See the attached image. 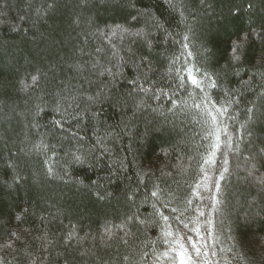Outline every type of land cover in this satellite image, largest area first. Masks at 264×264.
<instances>
[{
  "label": "trees",
  "instance_id": "16d2710c",
  "mask_svg": "<svg viewBox=\"0 0 264 264\" xmlns=\"http://www.w3.org/2000/svg\"><path fill=\"white\" fill-rule=\"evenodd\" d=\"M178 7L183 18L164 0H139L136 9L149 15L132 24L137 13L128 0H0L4 264H167L157 261L167 248L158 229L137 220L127 224L128 235L116 227L129 216L150 218L157 184L166 215L187 208V222L199 208L214 220L208 264H264V40L251 34L264 31V0H179ZM117 25L144 36H113ZM244 32L242 58L232 62L231 44ZM185 34L191 63L218 84L208 89L212 98L237 102L230 127L240 131L215 165L203 164L204 124L189 98L198 90H177L171 71ZM41 143L47 148L37 149ZM198 183L219 203L193 197ZM13 232L19 240L3 247Z\"/></svg>",
  "mask_w": 264,
  "mask_h": 264
},
{
  "label": "snow or ice",
  "instance_id": "6c2138e0",
  "mask_svg": "<svg viewBox=\"0 0 264 264\" xmlns=\"http://www.w3.org/2000/svg\"><path fill=\"white\" fill-rule=\"evenodd\" d=\"M137 2H139V0H128V6L137 13V15H131L130 22L132 24L138 23L140 16L149 15V10L136 9ZM164 2L170 9L178 12L180 17L183 18V11L178 7L179 0H164ZM248 7L252 8L253 5L250 3ZM237 15H239L238 10ZM156 26L162 30L164 29V25L159 21L156 22ZM117 32H119L121 35L133 36L137 38H143L144 36L142 30L132 31L130 28L124 27L122 25H117L116 28L111 30V34L113 36H115ZM251 34L257 39L264 40V31L258 32L257 30L253 29ZM248 37L249 33L244 32L236 41L232 42L230 53V60L232 62H239L241 60L244 44L248 41ZM190 42L191 38L187 34H185L182 37V40L179 41L184 51L180 56L174 58L171 71L175 73L174 78L177 81V90L183 89L185 93H188L189 85L194 91L198 90L196 98L191 97L190 94L189 98L193 99L191 107L196 110L197 115L201 116L204 124V128L202 129V140L204 141V144L202 146L204 148V154L206 155V158L203 160V164L215 165V158L217 154H223L224 148H231L234 143L233 137L238 131H240L239 129L230 127V122L235 121L233 105L237 102L234 98H230L228 95L225 96L223 103H220L218 99L212 98L208 92V89H216L218 84L216 80L208 76L207 73L201 72V70L196 67L195 64L191 63L193 52L190 49ZM181 61V66L176 67V63ZM105 71H107V69H105ZM201 77L207 78L208 83L205 84ZM32 80L35 82L37 77L32 76ZM132 83L135 84L140 89V91L145 94H147L149 91V89L144 88L143 85L137 84L136 81H133ZM153 92H158L160 96H167L170 102L177 107L187 105V101H180L178 97L177 99L173 100V94L167 92L164 89H153ZM56 111H61L59 105L57 106ZM246 111L248 113H253L255 111V106L247 108ZM54 123L58 125L60 121L57 120L54 121ZM243 128L244 126L241 125V129ZM36 148L46 149L47 145L41 143L40 145H36ZM75 159L77 162H81L79 157H76ZM225 163H227V161H225ZM48 171L49 174H53L52 168H49ZM201 171L205 177L208 176V172L204 170L203 166H201ZM226 171L227 169H224L222 172H220V180L224 179L223 172ZM19 179L20 178L18 176L14 177L15 181H18ZM200 187L201 185L198 183L196 188L192 190L193 197L201 202H203L205 199H210L213 205L219 203L216 195H211L208 197L203 196L199 191ZM204 187L206 188L207 185H204ZM213 187L218 192L221 186L219 182L216 181L214 182ZM162 195L163 190L161 189L160 185H155V190L150 192V197L152 200L150 218L141 220L138 215L129 216L126 217V219L116 227L122 231H125L127 224L130 221L137 220L141 224H148L154 229H158L160 233L159 239L163 245L167 246V248L163 253H160L159 256H157V261H159L162 257L167 262V264H208L209 242L213 235L212 230L215 228L214 220L209 219L206 212L199 208L194 209L196 213L195 218H187V222H185L186 213L188 212L187 208H185V211L180 214H177L178 210L176 208H172L170 211L173 215H166L165 210L169 209V205L162 202ZM100 198L103 199V197ZM148 199L149 197L146 196L145 201L147 202ZM186 203L188 206H191L193 204V200L188 199ZM177 225L182 227H178ZM189 225L193 226L189 227ZM105 233L109 238L114 235L113 229L108 226L105 227ZM128 234L129 233L125 231V235ZM73 235L74 232L69 233L66 238V242L70 241ZM11 237L12 238L8 239L3 247L11 248L14 240H19V237L15 232L11 233ZM211 243L215 245L216 242L215 240H211ZM144 255L147 256L148 253H144ZM211 255L215 256L216 253L211 252ZM0 264H4L2 258H0ZM33 264H36L35 260L33 261Z\"/></svg>",
  "mask_w": 264,
  "mask_h": 264
}]
</instances>
